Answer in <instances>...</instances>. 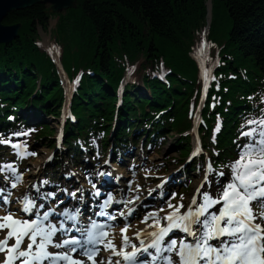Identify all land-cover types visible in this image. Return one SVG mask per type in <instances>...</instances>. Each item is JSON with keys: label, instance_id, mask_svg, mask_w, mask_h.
<instances>
[{"label": "trees", "instance_id": "1", "mask_svg": "<svg viewBox=\"0 0 264 264\" xmlns=\"http://www.w3.org/2000/svg\"><path fill=\"white\" fill-rule=\"evenodd\" d=\"M206 1L78 0L74 9L58 15L42 4L9 14L4 24L19 23L21 28L15 41L0 46V117L29 99L38 112L55 114L53 105L62 97L59 73L37 44L38 29H47L55 18L51 44L70 79L80 77L72 104L78 122H68L65 135L69 159L80 153L78 137L86 145L95 138L104 151L116 85L124 70L140 59L153 70L142 76L149 96L135 91V86L125 88L115 142L128 143L127 137L138 130L155 142H164L172 132L181 134L189 127L188 112L200 87L195 49L206 26ZM211 4L208 64L219 61L214 70L219 88H211L215 101L213 109L207 106L204 111L207 128L201 127V136L214 162L225 165L236 152L240 124L264 107V0ZM218 113L223 127L216 133ZM51 133L41 125L36 137L45 140ZM189 143L182 136L177 140L181 156Z\"/></svg>", "mask_w": 264, "mask_h": 264}, {"label": "snow or ice", "instance_id": "2", "mask_svg": "<svg viewBox=\"0 0 264 264\" xmlns=\"http://www.w3.org/2000/svg\"><path fill=\"white\" fill-rule=\"evenodd\" d=\"M206 45L207 41L202 39L197 49L205 89L209 80L215 79L210 68L204 66ZM218 130L219 124L214 132ZM30 131L10 135L26 136ZM239 136L246 139L237 144V156L227 165L228 176L215 169L209 159L203 182L195 189L187 207L182 194L173 203L176 194L171 193L165 202L138 217L143 227L136 228L131 236L127 216L133 208L128 205L138 200V196L118 200L112 192L102 194L92 184L93 197L102 200L97 205L98 211L86 220L80 219L79 206L74 209L65 206L58 213L55 207L41 211L45 204H37V198L28 193H22L16 201L10 198V189L22 182L23 173L15 166L16 161L0 162V174L8 181L6 187H0V208L4 209L0 214V255L3 256L0 264H264V109L259 116L242 123ZM0 143L10 145L18 158L36 155L28 151L26 143L11 139H0ZM200 152L197 140L192 156ZM212 173L218 178L215 188L209 180ZM162 185L163 181L158 187ZM31 187L39 192L38 184ZM139 188L137 184L129 191ZM42 195L48 200L55 193ZM69 195L75 198L76 192ZM253 202L260 208L258 213L253 210ZM114 203H123L127 212L107 211ZM15 204L19 206L14 207ZM117 214L125 218L119 230V245L115 243L111 223ZM174 230L182 235L177 237ZM101 251L108 255L97 259ZM143 254L149 258L141 259Z\"/></svg>", "mask_w": 264, "mask_h": 264}, {"label": "rangeland", "instance_id": "3", "mask_svg": "<svg viewBox=\"0 0 264 264\" xmlns=\"http://www.w3.org/2000/svg\"><path fill=\"white\" fill-rule=\"evenodd\" d=\"M207 1H210V0H207ZM55 24H54V26H55ZM49 28H50V26H49ZM39 34H40V44L42 46H46L44 44L48 43L45 40V38L47 36L42 32L41 29H39ZM136 65H137V70H136L137 83L141 85V72L142 71H143V73L144 72H150V66L149 65H146L144 63L143 59H140V61ZM22 111H25V110L23 109ZM45 120H47V123L51 127L53 126V124H54V120L53 119H51L50 117H45ZM44 143L47 144L48 141L47 142H44ZM31 144L34 145L33 142H31ZM174 146H175V141L172 138H169L167 140L165 146L162 148V155L161 156L160 155L159 156H152L148 160H144L143 161V164H141L139 162L135 164V167H134L135 171L137 169H139V172L140 173H139V175L137 177L136 176H131L130 178H128L126 180L125 184H126V187L128 189L131 186H133L135 188V186L137 184H139L140 185V188L138 189V191H139V193L142 192V196L139 197V198H141V200L144 198V196L146 194H147L146 198H148L150 196H152V197L155 198V196L159 193V191H158L159 181L161 179H163L164 177H166L168 174L173 173L174 171L177 170L176 165L175 164H172V165H169V167H168L169 168L168 169V173H163L162 174L161 172H159L160 169H162L163 167H166L165 166L166 164L164 163L166 157H174L175 159H178V158H176L177 157V153H175L174 152V149H173ZM36 151H37L36 159L33 160L32 162H29V164L24 167L25 168L24 169L25 170V173H27L28 171H31L32 165L36 161L40 160L44 156V153L47 152V148L46 147H42L41 148L40 146H36ZM166 162L167 163H169V162L171 163L172 161L169 160V161H166ZM127 167L129 169H131V167H133V164H130ZM126 169L121 172L125 176L130 172V170H128V169L126 170ZM176 174H178V173H175V175ZM43 175H44V171L42 170V171H40L39 177H41V176L43 177ZM23 177L25 179L26 174ZM200 177H201V173L198 174L195 171V172L192 173V177L190 178L189 182H185L184 184L181 185L182 186L181 187L182 191H184L183 189H185L186 187H188L187 188V192L181 193L183 195L184 201L185 200L187 201L189 199L190 195L193 192L194 186L197 183V181H199ZM176 187H177V185L174 186V189ZM15 189H17L19 193H23L21 187L20 188H15ZM153 192H156L157 194L156 193H153ZM26 193H28L30 195V192L29 191L26 192ZM130 193L131 192L129 191V194ZM171 193H173V192L167 191V193L164 194V195H166V199L169 198V196H170ZM181 194L178 195L175 198H172V202L175 203L176 201H179L180 198H181ZM146 198H144V199H146ZM161 203H163V201L162 202L160 201V202H158L156 204L159 206ZM128 222H130V225H131L130 227H132V225H134L135 223L138 222V218H133V219L131 218V219L128 220Z\"/></svg>", "mask_w": 264, "mask_h": 264}, {"label": "water", "instance_id": "4", "mask_svg": "<svg viewBox=\"0 0 264 264\" xmlns=\"http://www.w3.org/2000/svg\"><path fill=\"white\" fill-rule=\"evenodd\" d=\"M77 0H0V45H7L17 39L21 24H4L6 17L14 12L32 8L34 5L49 7V13L56 15L76 7ZM208 8V24L210 22Z\"/></svg>", "mask_w": 264, "mask_h": 264}, {"label": "bare ground", "instance_id": "5", "mask_svg": "<svg viewBox=\"0 0 264 264\" xmlns=\"http://www.w3.org/2000/svg\"><path fill=\"white\" fill-rule=\"evenodd\" d=\"M50 26L53 27V22H52V21H50ZM41 30H42V32H43L47 37H50V36L52 35L51 33H49V32H50L49 29H43V28H41ZM47 37L45 38V40L49 42L50 39H48ZM38 38L40 39L39 36H38ZM44 45H45V44H44ZM144 73H149V72H144ZM157 78H158V76H157ZM45 153L48 154V152H45ZM46 154H45V155H46ZM45 157H47V155L44 156V157H42L40 160L36 161V162L32 165V167H31V171L27 173V177H26L25 181L22 182L23 185H21V186H26V185H24V184H25V183H28V182H29L30 184H32L36 179H39V175H40V170H39V169H40V168L42 169V165L45 166V163L43 164ZM102 165H103V164H102ZM103 166H104V165H103ZM104 167H105V166H104ZM136 173L138 174V171H136ZM17 186H19V184H18ZM197 187H199V181L195 184V186H194V191H195V189H196ZM17 188H19V187H17ZM21 188H23V187H21ZM24 188H25V187H24ZM122 189H123V188H122ZM105 190H106V191H109L108 189H105ZM13 191L17 192V189H14ZM13 191H12V192H13ZM118 192H120V189H119ZM18 195L20 196V194H18ZM114 196H116L118 200H125V201H126L127 199H130V198H131V196H129V197H125V192H124V190H121V194H120V195L117 194V195H114ZM132 196H137V191H132ZM145 202H147V201H145ZM145 202H143L142 205H144ZM151 202H152V201H151ZM189 202H190V201L184 203L185 207H187V205L189 204ZM140 206H141V205L139 204V202H138L137 200L133 201L131 204L128 205V207H130V208H139ZM155 207H158V205H155L154 203H150V202L147 203L146 208H145L144 210H141L139 216L142 215L143 212H146V211H148V210H150V209H153V208H155ZM126 210H127V209H126ZM125 212H126V211H125ZM139 227H143V225L140 224V223L138 222V223H136L131 229L128 230V234L131 236L132 232H133L136 228H139ZM132 230H133V231H132ZM116 238H117V237H116ZM115 243H116L117 245L120 244V237H119V239H116V240H115ZM107 255H108V253L105 252V251H103V252L101 253V255H100L99 257H97V259H99L101 256H105V257H106Z\"/></svg>", "mask_w": 264, "mask_h": 264}]
</instances>
